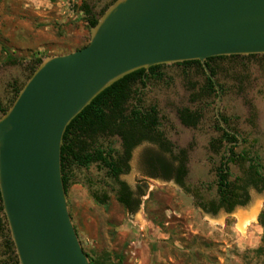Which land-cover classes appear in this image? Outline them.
I'll return each mask as SVG.
<instances>
[{"label":"rangeland","instance_id":"rangeland-1","mask_svg":"<svg viewBox=\"0 0 264 264\" xmlns=\"http://www.w3.org/2000/svg\"><path fill=\"white\" fill-rule=\"evenodd\" d=\"M85 1L91 4L98 18L114 2L0 0L3 107L12 105L15 89L23 87L31 77L36 60L69 54L89 45L91 27L82 10ZM221 65L223 70L218 71V78L224 86L222 113L246 137V146L254 147L264 159V123H258L259 108L264 109V70L255 62ZM165 72L170 83L150 85L145 100H155L166 115V138L188 149V167L195 181L190 183L191 190H199L198 198L181 190L173 181L145 175L143 156L149 148L147 145L135 152L130 174L122 176L135 188H148L141 209L135 214L128 213L113 197L107 205H99L78 183L84 182L85 175L98 181L104 172L96 165L89 171L77 169L68 191V206L85 253L94 264H264V226L259 220L264 211V189L251 188L249 204L230 214L222 210L212 215L201 209V203L216 198L215 187H201L215 180L212 166L206 160L214 157L208 141L219 135L214 122L216 101L206 99L192 104L185 79L199 87L204 83V77L195 71L190 70L189 76L183 74L182 68H166ZM235 74L248 77L241 88L228 78ZM202 104L205 105L201 122L196 128L184 131L177 119L178 110L184 107L195 110ZM255 140L257 144L253 146ZM114 141L118 148V139ZM232 170L236 175L242 173L238 167ZM254 210H257L256 219L243 228L240 216ZM3 255L0 238V261L6 259Z\"/></svg>","mask_w":264,"mask_h":264},{"label":"water","instance_id":"water-1","mask_svg":"<svg viewBox=\"0 0 264 264\" xmlns=\"http://www.w3.org/2000/svg\"><path fill=\"white\" fill-rule=\"evenodd\" d=\"M264 54V0H116L89 45L42 60L0 116V194L19 264H91L68 206L64 136L95 98L160 65Z\"/></svg>","mask_w":264,"mask_h":264},{"label":"flooded vegetation","instance_id":"flooded-vegetation-1","mask_svg":"<svg viewBox=\"0 0 264 264\" xmlns=\"http://www.w3.org/2000/svg\"><path fill=\"white\" fill-rule=\"evenodd\" d=\"M190 62H194V61H190ZM226 62L229 64H235V65H238L240 62H244V64L247 62L249 63L255 62L261 66L262 70H264V54L263 55H248V56L233 55V56L213 57L211 60H209L208 63L212 71L214 72L213 74V72L211 71L213 76L216 78V81L220 87L222 98L224 94V86L221 84L218 78V71L223 70V67L221 64H224ZM185 63L187 62L177 63L173 65H160L158 72L163 75V80H158L153 77L148 79V76L149 77L151 76V73H150L151 68H150L149 70H146V74L144 75V81L146 80V82L144 83L143 80L139 81L133 87V90L135 93L133 94V97L129 101L128 105L131 107L136 104L143 108H149L152 106L157 107V113H158L157 116L159 118V123H160L159 130L162 133L161 142L156 143V142H152L149 140H142L139 142L136 139L138 142L133 140V141H130L127 145H124V140L119 135H113V136H108V137L99 136L97 138V141L95 142L94 148L95 149L100 148L106 152L113 151L111 152V157L113 158V160L122 158L123 160L126 161V166L128 167V169L126 170L127 167H124L123 168L124 172L119 174L118 175L119 177L116 178L115 177L116 175L114 173H111L110 169L105 167L101 162L92 163L87 167L80 166L78 164H70L65 170L66 171L65 176L68 179L67 194L70 189L72 181L76 179L75 177L76 170L85 169L86 171H89L92 165H96L97 169L104 172L102 175L104 177L97 181V180H94V178L92 177H88L90 175H85L87 177L84 179V182L80 181L78 184L84 186V188H86L90 192L93 199L99 205H107L111 201V198L113 197L123 208H125V210L128 213L135 214L141 209L143 198L146 196L148 192V188L146 186H138L137 188H135L133 187V185H131L130 182H128L127 180H123L122 176H128L130 174V171L132 168V161L134 159L135 152L138 149H140L143 145H147L149 148L148 149L146 148V150L144 151V156H143V162L145 165V175L149 176L152 179L173 181L176 184V186H178L181 190L189 194H192V196L195 199L198 198L199 190L198 189H196L195 191L191 190V187L193 186L192 184H195V181L193 178H191L192 174L189 171V167H188V149L180 148L176 146L175 143L171 142L170 140L166 138L165 133H164L165 126L168 124V119L166 115L161 111L158 103L155 100L152 99L149 102L145 100L146 94L150 88V85H154V84L168 85L170 83L171 81L170 77L165 72L166 68H182L183 74L185 76H189V72L191 70V71H195L196 74L202 75L204 77V83L200 87L198 86V84L191 82L188 78L185 79V88L187 89L188 93H190V101L192 102V104L202 102L206 99H214L216 101V107L214 109V122H215V130L216 132L219 133V135L217 137L211 138L208 141V144H207L208 149L210 150V153L214 157L210 156L206 160L207 162H210V165L212 166V169L214 171L215 180L213 183H206V184L203 183L201 185V187H205V186L215 187L216 188V198L206 203L205 202L201 203L199 206L206 213L216 215L222 210L225 213L230 214L234 212L236 208H243L249 204L247 203V205H244V206L238 205L232 211H228L227 207L222 206L221 195L219 192V185H218L219 176H222L221 170L223 167L229 168V172L231 176L229 180L231 182L236 181L238 179H246L249 176L250 165H251L250 162H239V163L231 162L227 164V161H228L227 155L229 156L230 154L229 150L231 148H233L234 152L237 153L238 155L243 156L244 154H248L250 157H254V158L258 157L260 160V163L263 165V168H264V159L262 158V156L259 154L258 151L254 150V147L246 146L248 144V140L246 139V137L240 134V132L231 125L232 119L225 116L222 113V108H221L222 99H221L219 115L221 119L224 121L226 128L222 126L221 121L217 115L219 95L217 93V90H216V94H213V95H210L207 92L208 91L207 87L209 86L208 79L211 81V83L213 82L205 73L203 65L201 64L204 72H202L201 68L195 63L189 64V65H186ZM228 78L233 79L232 81L235 82L237 88L239 87L241 88V86H243L244 83L248 79L247 76H243V75L239 76L236 74L235 76L230 75L228 76ZM213 85L215 87L214 83ZM16 89H15V95H16ZM204 105L202 104L200 108H197L195 110L189 107H184L178 110L177 119H178V122H180L181 126L184 128V131L187 132V129H193L199 125V123L201 122L203 118L202 109ZM259 109H260L259 111L260 115H259L258 123L262 125L264 123V109H261V108ZM186 110H189V112L191 113H197L200 116V119L197 125L189 126L183 123L181 119V113ZM254 119H256V116ZM226 134H229L230 138ZM114 139H118V143L120 145L118 148H116V142L114 141ZM256 144H257L256 140L252 142L253 146ZM163 147L168 148L169 151L165 153L163 150ZM163 159L166 160L168 165L173 166V171L170 174V176H173L171 179H165L164 177L168 175L164 174L162 164L160 163V160H163ZM180 165H184L183 168L185 170V174H184L185 177L183 178V185H181L178 182V179L176 177V176H179L178 169ZM233 167H238L242 173L240 175L234 174L232 170ZM262 172L264 176V169ZM197 184L198 183H196V185ZM198 186H200V184H198ZM251 188L256 191H260L264 189V186L260 185L259 187H256V186L250 185L247 187L246 193L244 194V196L249 198V202L251 200V194H250ZM120 196H123L127 200L130 206L129 208L119 201ZM213 207L216 209V213L212 211ZM0 217L1 218L4 217L3 212H0ZM0 238L4 244L3 257H6V259L0 261V264H12L11 261H9L11 254L8 251V244L6 242V239L2 236L1 230H0Z\"/></svg>","mask_w":264,"mask_h":264},{"label":"trees","instance_id":"trees-1","mask_svg":"<svg viewBox=\"0 0 264 264\" xmlns=\"http://www.w3.org/2000/svg\"><path fill=\"white\" fill-rule=\"evenodd\" d=\"M82 10L88 17L90 27H95L99 18L93 13V7L91 4L85 1L82 5ZM211 59L212 58L207 60V64L212 71L208 63ZM41 62L42 59L35 61V65L31 70V75ZM192 63L197 64L201 68L202 72H204L201 63L198 61L187 62L185 64L189 65ZM159 68L160 66L151 68V76H148V79L153 77L158 80H163V75L158 72ZM145 74L146 70H139L114 83L97 98H95L93 102L68 126L64 136V145L62 147V170L66 190H68V179L65 176V170L70 164H78L80 166L87 167L92 163L101 162L105 167L110 169L111 173L116 175V178L119 177V174L124 172L123 168L127 167L125 160L122 158L113 160L111 157V152L113 151L106 152L100 148H94L95 142L99 136L108 137L119 135L124 140V145H127L133 140H138L139 142L142 140H149L156 143L161 142L162 133L159 130L160 123L157 116V107L152 106L149 108H143L136 104L131 107L128 105L135 93L133 87L136 83L142 80L144 83L146 82V80L144 81ZM208 83L209 86L207 87V92L210 95L216 94V89L209 79ZM21 89L22 87L16 89L15 99ZM8 109L9 107H3L0 103V115H3ZM181 119L184 124L195 126L198 124L200 116L197 113H191L189 110H186L181 113ZM226 135L228 137L230 136L229 134ZM163 150L165 153L169 151V149L165 147H163ZM229 152V156L227 155V164L231 162H250L251 164L249 176L246 179H238L233 182L229 180L231 177L229 168L223 167L221 170L222 176H219L218 183L221 195V204L222 206L227 207L228 211H232L238 205L244 206L249 203V198L244 196L248 186H264V176L262 172L264 168L258 157H250L248 154H244L243 156L238 155L234 152L233 148H231ZM160 163L162 164L164 174L168 175L164 176L165 179H171L173 176H170V174L173 171V166L168 165L164 159L160 160ZM183 166L184 165H180L178 169L179 176H176L181 185H183V178L185 177V170ZM127 169L128 167L126 170ZM119 201L126 207H130L129 203L123 196L119 197ZM212 211L216 213V209L214 207L212 208ZM0 212H3L1 194ZM259 220L264 226V211L261 213ZM0 230L2 236L6 239L8 251L11 254L9 261H11L12 264H19L5 216L3 218L0 217ZM90 261L91 264H94L91 259Z\"/></svg>","mask_w":264,"mask_h":264},{"label":"bare ground","instance_id":"bare-ground-1","mask_svg":"<svg viewBox=\"0 0 264 264\" xmlns=\"http://www.w3.org/2000/svg\"><path fill=\"white\" fill-rule=\"evenodd\" d=\"M256 216H257V210L256 211L254 210L249 213H244L243 215H241L240 219H241L242 227L244 228L247 224H249V222L254 221L256 219Z\"/></svg>","mask_w":264,"mask_h":264}]
</instances>
